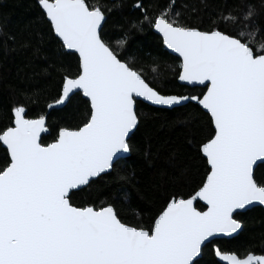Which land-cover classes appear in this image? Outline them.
<instances>
[{"label":"snow or ice","instance_id":"snow-or-ice-1","mask_svg":"<svg viewBox=\"0 0 264 264\" xmlns=\"http://www.w3.org/2000/svg\"><path fill=\"white\" fill-rule=\"evenodd\" d=\"M36 3L56 45L42 70L56 86L46 107L79 96L85 109L78 125L58 126L45 142L46 112L28 114L45 90L20 92L10 106L0 126V264H201L209 246L214 264H264V255L219 243L239 235L245 212L264 205V23L256 8L221 13L204 26L173 14L171 3L154 10L133 0L124 34L111 41L103 33L108 6L99 0ZM146 26L174 54L175 82L198 91L161 90L128 54V36ZM0 33L5 49L16 43L2 26ZM150 72L159 74L155 58ZM141 104L193 105L205 119L196 145L204 171L190 191H168L146 223H133L119 201L96 200L105 178L134 180L135 169L123 164L141 152Z\"/></svg>","mask_w":264,"mask_h":264},{"label":"trees","instance_id":"trees-1","mask_svg":"<svg viewBox=\"0 0 264 264\" xmlns=\"http://www.w3.org/2000/svg\"><path fill=\"white\" fill-rule=\"evenodd\" d=\"M89 2L96 3L97 0ZM99 2L108 6L103 28L105 38L115 41L124 34L131 20L129 5L133 0ZM145 3L154 10L171 3L173 14L178 12L185 22L204 26L221 13L231 11L234 15H241L252 5L257 11V23H264V0H145ZM39 11L36 0H0V26L4 32L16 37V43L7 49L0 43V126L7 123L10 106L21 99L20 92L45 90L38 104H28V114L31 117L41 111L46 112L50 134L44 136V141L49 142L58 126L80 123L85 103L77 96L64 107L47 109V102L55 96L56 86L55 80L45 76L42 70L55 58L56 45L46 24L39 22ZM221 27L231 25L221 22ZM3 39L0 33V41ZM25 40L30 41L29 47H20ZM128 40V54L136 56L145 66L154 86L185 95L199 90L181 87L175 82L178 62L175 56L164 50L161 39L152 29L146 26L144 31L129 35ZM153 58L159 68L155 77L150 72ZM138 110L144 114V123L135 138L141 145V152L123 164L135 169L134 180L129 183L105 178L100 184L101 195L96 202L105 198L117 200L121 215L128 221L146 223L150 210L159 207L168 191H190L201 178L204 165L196 145L205 131V119L193 111L191 104L172 110L141 104ZM3 159L4 149L0 148V163ZM85 195L77 194L74 199H83ZM219 243L239 253L252 251L256 255H264V211L254 208L245 212L243 230L239 235ZM215 261L209 246L201 264H214Z\"/></svg>","mask_w":264,"mask_h":264},{"label":"water","instance_id":"water-1","mask_svg":"<svg viewBox=\"0 0 264 264\" xmlns=\"http://www.w3.org/2000/svg\"><path fill=\"white\" fill-rule=\"evenodd\" d=\"M152 32L154 33V30H152ZM155 34V33H154ZM157 36H158V34H156ZM159 37V36H158ZM163 45V44H162ZM163 48H164V46H163ZM164 50L166 51V52H168L169 53V51L170 50H166L165 48H164ZM172 56H174V54L172 55ZM146 105H148V106H151V105H149V104H146ZM151 107H154V108H157V107H155V106H151ZM175 108H180V107H175ZM175 108H172V109H175ZM158 109H161V108H158ZM172 109H170V110H172ZM166 110H168V109H166ZM254 208H260V209H262L263 211H264V205H259V204H256V206H254V207H251L249 210H251V209H254ZM248 210V211H249ZM241 231H239V233H240ZM236 236H238V235H235L234 234V237H236ZM225 240H230V239H225ZM215 257V256H214ZM215 260H217V258L215 257Z\"/></svg>","mask_w":264,"mask_h":264},{"label":"flooded vegetation","instance_id":"flooded-vegetation-1","mask_svg":"<svg viewBox=\"0 0 264 264\" xmlns=\"http://www.w3.org/2000/svg\"><path fill=\"white\" fill-rule=\"evenodd\" d=\"M255 209H260V208H255ZM260 210H262V209H260Z\"/></svg>","mask_w":264,"mask_h":264}]
</instances>
